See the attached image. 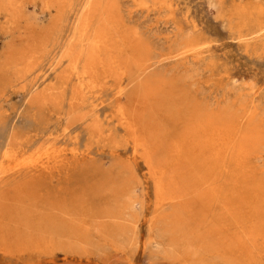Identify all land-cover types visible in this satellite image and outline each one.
<instances>
[{"label": "bare ground", "instance_id": "obj_1", "mask_svg": "<svg viewBox=\"0 0 264 264\" xmlns=\"http://www.w3.org/2000/svg\"><path fill=\"white\" fill-rule=\"evenodd\" d=\"M36 1L54 13L48 24L39 26L27 15V6ZM244 1L232 0L231 11L239 20L238 38H244L245 45L256 39L264 50V8L254 0ZM138 5L147 10L171 8L168 0L152 5L141 1ZM1 14L11 42L0 62V74L9 72L19 89L29 95L30 105L39 109L55 113L68 102L71 120L58 135L50 134L49 139L36 144L27 159L22 148L7 144L0 152V184L20 176L21 183L10 187L19 192L84 164L95 143L109 146L114 156L121 146L130 145L154 181L155 222H164L161 230L170 246H181L183 252L179 250L177 258L183 264H264V167L255 163L262 158L264 148V109L254 98H247L248 93L238 94L226 108L210 112L194 109L182 120L169 108L174 106V89L184 78L142 79L132 92L131 77L137 73L140 77L152 66V50L125 24L119 0H83L81 5L79 0H0ZM71 15L74 18L69 33L63 39ZM208 47L204 37L196 36L170 47L169 54L187 63ZM58 67L60 71L46 82ZM181 89L179 93L186 91L184 86ZM106 106L110 112L102 117L101 110ZM163 111L170 118L163 115L165 118L158 121ZM169 120L177 127L171 138ZM74 122L87 130L88 143L82 151L79 135L71 131ZM117 127L127 134L123 142L115 134ZM33 137L26 139L31 141ZM66 137L72 140V146L64 144ZM8 162L15 164L8 167ZM121 190L113 203L118 207L103 218L114 219L115 214L131 207L129 193ZM14 200L9 205H14ZM168 206L173 209L167 210ZM1 211L0 207V240L21 237V227L11 232L15 236L2 229V217L8 215H1ZM29 216H25L27 224L31 223ZM73 218L78 220L79 233H84L86 221ZM8 221L15 222L14 218ZM42 221L39 235L30 231L22 238L28 242L48 240L47 226L52 220ZM98 225L101 229L104 226ZM62 226L65 233L72 228L68 220ZM104 229H114L117 235L126 233L123 227Z\"/></svg>", "mask_w": 264, "mask_h": 264}, {"label": "rangeland", "instance_id": "obj_2", "mask_svg": "<svg viewBox=\"0 0 264 264\" xmlns=\"http://www.w3.org/2000/svg\"><path fill=\"white\" fill-rule=\"evenodd\" d=\"M141 1L152 5L160 0H119L126 26L152 50V66L140 77L139 73L131 77L132 92L142 79L184 78L177 83L179 87L174 89V106L171 110L169 108V112L174 111L176 117L182 120L194 109L210 112L226 108L238 94L248 93L247 98H254L255 103L264 109V50L255 43L259 42L256 39L245 45L244 38H238L239 20L231 11L232 0H168L171 8L149 10L138 5ZM254 1L264 8V0ZM79 3L81 5L83 0ZM26 13L39 26L48 24L54 14L44 9L40 1L28 5ZM262 15L264 18V11ZM73 18L74 15H71L66 23L63 39L69 33ZM230 19L233 20L230 22ZM5 26V17L1 14L0 62L4 60L11 42ZM196 36L209 42L203 54L190 57L187 63L171 57L170 47ZM60 69L52 71L46 82L53 79ZM18 86L9 72L5 71L4 76L0 74V152L12 143L22 148V153H26L23 158L27 159L38 144L49 139L50 134L51 137L58 135L71 119L67 114L68 102L55 113L39 109L30 105L29 95ZM183 86L185 94L179 93ZM110 109L109 106L102 109V117L109 114ZM163 115L170 118L163 111L158 121ZM172 123L168 121L169 138L177 131ZM179 126L181 128L183 124ZM115 130L117 138L123 142L127 134L119 127ZM71 131L79 135L78 146L81 151L84 150L88 143L85 126L74 122ZM29 135L35 137L28 141L26 136ZM65 139L64 144L72 146V140ZM91 149L92 155L84 164L44 178L35 187L14 192L13 189L22 180L20 176L0 184V207L4 211L1 215H8V218L2 217V229L10 232V236H15L11 232H17V227L24 230V233L18 231L21 234L19 238L0 240V264H183L177 258L180 257L179 250L183 252L181 246H170L161 230L164 222H155L157 195L145 162L135 157L130 145L121 146L117 156L111 153L109 146L103 147L101 143H95ZM262 151V158L255 163L264 167V148ZM14 164L8 162L6 165L11 167ZM121 189L129 193L127 197L131 207L120 215L115 214L114 219L103 218L107 211H115L118 207L113 203ZM11 199L15 201L12 202L14 205H9ZM166 209L173 208L168 206ZM27 214L30 215L27 218L30 224L24 222ZM54 217L58 219L53 221ZM73 217L86 221L84 233H79L78 220ZM9 218H14L15 222H9ZM45 218L52 220L47 226L48 240L25 241L22 237L30 231H35L32 232L34 236L39 235ZM67 220L72 228L65 233L62 225H66ZM98 223H103L102 229ZM104 227H123L126 233L117 235V232H112L114 229L108 231Z\"/></svg>", "mask_w": 264, "mask_h": 264}]
</instances>
